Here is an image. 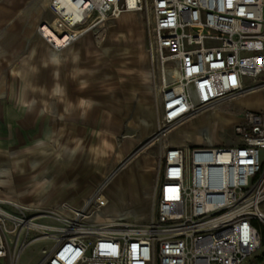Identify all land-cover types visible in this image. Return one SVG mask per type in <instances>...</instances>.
I'll return each mask as SVG.
<instances>
[{
    "label": "built area",
    "instance_id": "built-area-1",
    "mask_svg": "<svg viewBox=\"0 0 264 264\" xmlns=\"http://www.w3.org/2000/svg\"><path fill=\"white\" fill-rule=\"evenodd\" d=\"M36 1L51 14L36 35L53 52L123 13L140 16L160 87L159 139L264 89V0ZM231 127L230 146L207 138L164 144L154 165L155 216L145 228L103 221V184L82 206L31 214L0 198V258L18 264L37 239L48 245L37 264H250L264 246V109H243Z\"/></svg>",
    "mask_w": 264,
    "mask_h": 264
},
{
    "label": "rangeland",
    "instance_id": "rangeland-1",
    "mask_svg": "<svg viewBox=\"0 0 264 264\" xmlns=\"http://www.w3.org/2000/svg\"><path fill=\"white\" fill-rule=\"evenodd\" d=\"M47 15L41 1L0 0V99L4 97L7 84L16 87L23 81L35 80L34 90L39 93V84L44 81L42 76L46 75L47 81L43 83L57 80L71 101L67 107H38L44 110L42 116L51 120L53 138L47 141L31 139L30 146L23 152H0V160L6 162L12 178L8 184L0 183V198L3 201L17 199L16 204L28 208L30 214L37 208L62 202L79 207L115 171L104 189L109 198V213L103 220L111 222L112 227L145 228L156 211L155 159L164 144L171 142L176 128L159 139L157 132L162 127L158 104L160 87L151 74L142 19L132 12L123 13L105 23L98 32L85 33L68 48L57 51L64 54L60 61L42 66L41 57L44 60V55L53 51L36 35V27ZM26 54L32 56L21 61ZM24 60L26 66L31 63V68L22 72ZM18 67H21L20 73H16ZM53 69L59 74L51 81L48 73ZM85 87H89V101L101 105L85 110L77 106ZM140 103L150 106V116L135 109ZM236 103L240 106L216 108L221 114L219 117L213 113L202 115L200 125L194 124L196 118L184 122L177 132L188 135L186 142L203 143L207 138L223 146L235 144L237 138L231 122L237 120L243 108H264V89L237 99ZM175 137L180 143V136ZM72 147L80 154L87 153L90 165L81 179L79 176L73 178L72 192L58 191V183L68 179L63 155L65 149ZM33 160L37 166L32 168ZM135 165L141 169L137 170ZM45 168L49 170L43 173ZM20 169L22 171H18ZM1 172L8 173L7 169ZM138 172L145 179H138ZM35 174L49 175V186L36 187ZM112 198H117L118 203ZM38 202L41 204L37 205ZM47 247L43 241H33L20 254L18 264H34ZM251 260L250 264H264V246Z\"/></svg>",
    "mask_w": 264,
    "mask_h": 264
},
{
    "label": "crops",
    "instance_id": "crops-1",
    "mask_svg": "<svg viewBox=\"0 0 264 264\" xmlns=\"http://www.w3.org/2000/svg\"><path fill=\"white\" fill-rule=\"evenodd\" d=\"M47 12V17L43 20H49L51 18V14ZM32 54H26L21 58V61L23 59L30 58ZM64 57V54H59L56 52H52V54H45L44 60L43 57H41V65L46 66L48 62H52L55 64L56 62L60 61ZM43 60V62H42ZM25 64V60H24ZM31 63H27L23 66L22 72L25 70H30ZM16 73H20L21 67H18ZM32 69L34 70V67L32 66ZM14 72V70H13ZM50 74L51 79H57L58 77V71L57 69H53L52 72L48 73ZM45 77L42 76V79H44L43 82L47 81L46 75ZM41 79V81H42ZM52 81V80H51ZM43 82H40L39 84V93L34 90V86L36 85V81L32 80L28 82H18L16 87L9 86L7 84L4 97L0 99V152L3 154H11L23 152L25 147L30 146V140L34 138H38L41 141H47L53 138L54 131H51L50 119H45L43 115V109L38 110V107H56V106H69L70 100L67 98V93L64 92L65 89L62 88V85L56 80L55 82L51 84H44ZM15 88V89H14ZM33 88V89H32ZM34 92H33V91ZM90 93L89 87H85L81 90L82 96L80 97L77 106L86 109L87 107H92L93 105H101L99 102L95 101H89L87 95ZM103 95V99H104ZM102 99V100H103ZM68 102V103H67ZM232 105H239L236 103H232ZM223 106V105H222ZM240 106V105H239ZM220 107V106H219ZM217 107V108H219ZM137 111L141 112L145 116H150V106L144 105L143 103H140L135 108ZM244 109V108H243ZM259 109V108H256ZM207 113L203 114L206 115ZM241 114L239 115V117ZM202 115L197 117L194 121L197 125H200ZM237 117V119L239 118ZM232 121L231 123H233ZM48 126V127H47ZM40 142V141H39ZM184 142H186L184 140ZM184 142H180L184 143ZM33 143H35L33 141ZM194 143V142H193ZM202 142H196L194 144H201ZM76 147H72L71 149H65V153L63 155L62 162L65 166V170L67 172L66 178L63 179L58 183L56 186V189L58 191H66V192H72L74 188V181L73 178L75 176H79V179H81L84 176V171H87L90 162L88 161V155L87 153H79L77 151ZM31 167L37 166L36 161H32L30 163ZM0 183H9L11 181V177H9L11 174V171L9 170V167L6 166V162L0 160ZM5 167V168H2ZM136 169H141V167L135 165ZM6 170L8 173H2L1 170ZM47 168L43 169V173L46 172ZM10 171V172H9ZM22 171V169L18 170ZM2 173V174H1ZM138 179H145L142 173L138 172ZM43 175V174H42ZM37 176V174L34 175V181H36L34 184L36 187H39L40 185L43 187H48L50 183V177L48 176ZM42 177V178H41ZM46 177V178H44ZM69 180V181H68ZM34 186V185H33ZM42 191L39 190V193ZM11 201L19 202L17 199L13 198L9 199ZM112 201L117 204L118 199L112 198ZM124 200H122L123 202ZM63 203V202H62ZM41 202H38L37 205H40ZM61 204V203H59ZM56 204V205H59ZM114 204V205H115ZM116 206V205H115ZM117 207V206H116ZM119 209V207H117ZM41 259V258H40ZM39 259V260H40ZM35 262L34 264H37L39 262ZM0 264H8L6 259L0 258ZM27 264V263H26Z\"/></svg>",
    "mask_w": 264,
    "mask_h": 264
},
{
    "label": "bare ground",
    "instance_id": "bare-ground-1",
    "mask_svg": "<svg viewBox=\"0 0 264 264\" xmlns=\"http://www.w3.org/2000/svg\"><path fill=\"white\" fill-rule=\"evenodd\" d=\"M63 39H64V38H62V37H60V38H56V42H57V43H61V42L63 41ZM58 46H61V44H59ZM59 50H60V48H59L57 51H59ZM254 92H255V91H254ZM250 93H252V92H250ZM250 93H248V94H250ZM248 94H245V95H243L242 97H245V96L248 95ZM242 97H240V98H242ZM240 98H238V99H240ZM236 100H237V99H236ZM244 109H249V108H244ZM262 109H264V108H262ZM251 110H253V109H251ZM256 110H257V109H256ZM258 110H259V109H258ZM209 113H213L216 117L221 116V114L218 112V110H217L216 108L213 109V110H211V112H208L206 115H208ZM222 120H223V123L225 124L226 121L223 119V117H222ZM181 126H182V124L176 126V130H175V131L173 132V134H172V139H171L170 144H172V145H180V144H179V141H178V143H177V139H176L175 136H180V142H184V140H185L186 138L189 139L188 135H185V134H183V133H179V132H177L178 129L181 128ZM226 126H227V125H226ZM190 129H191V128H190ZM181 144H182V143H181ZM114 172H115V171H112V172L110 173V175L104 179V182L102 183L103 186H104V189H105L106 186L109 184L110 179H111L112 175L114 174ZM108 181H109V182H108ZM89 198H90V197H87V198L85 199V201H84L85 204H86V202L88 201ZM10 201H11V200H10ZM12 202H15V201H12ZM15 203H17V202H15ZM61 204H62V203H61ZM108 204H109V202H108ZM103 221H104V220H103ZM104 222H105V221H104ZM34 240H37V239H34Z\"/></svg>",
    "mask_w": 264,
    "mask_h": 264
},
{
    "label": "water",
    "instance_id": "water-1",
    "mask_svg": "<svg viewBox=\"0 0 264 264\" xmlns=\"http://www.w3.org/2000/svg\"><path fill=\"white\" fill-rule=\"evenodd\" d=\"M129 158V157H128ZM128 158L126 160H128ZM125 163V161L122 163V165Z\"/></svg>",
    "mask_w": 264,
    "mask_h": 264
}]
</instances>
